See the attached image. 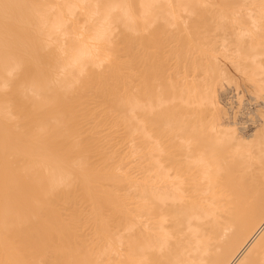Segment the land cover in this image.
Instances as JSON below:
<instances>
[{
    "label": "bare ground",
    "instance_id": "obj_1",
    "mask_svg": "<svg viewBox=\"0 0 264 264\" xmlns=\"http://www.w3.org/2000/svg\"><path fill=\"white\" fill-rule=\"evenodd\" d=\"M0 264H264V0H0Z\"/></svg>",
    "mask_w": 264,
    "mask_h": 264
},
{
    "label": "rangeland",
    "instance_id": "obj_2",
    "mask_svg": "<svg viewBox=\"0 0 264 264\" xmlns=\"http://www.w3.org/2000/svg\"><path fill=\"white\" fill-rule=\"evenodd\" d=\"M226 66H227V68L229 69V71L233 74V75H236L235 74V71L232 69V67L229 65V64H227V63H225L223 60H221ZM239 82H238V84H239V89H240V91H242L243 90V86H241V84L243 85V83H242V80H238ZM227 90V92L225 93H223L222 94V96H221V98L219 97V102H221L220 103V109L223 107V105L224 104H226V107H230V104L233 102V100L231 99V97L234 95V93L236 92L235 90H234V88L232 89V87L229 89L228 87H226V89H225V91ZM220 92V91H219ZM244 94V99H245V101H246V103L247 104H245L248 108H249V110H246V112L247 111H250V110H252L253 111V109H254V107L255 108H258V105L257 104H255V102H250L249 101V99H248V96L246 95V93H243ZM255 104V106L253 105L252 106V104ZM233 105H234V102L232 103ZM250 105V106H249ZM257 105V106H256ZM246 108V107H245ZM248 108H246V109H248ZM251 108V109H250ZM236 109V108H235ZM245 112V110H244V113H246ZM240 115V116H239ZM228 116H229V113H228ZM237 116H239V117H237ZM237 116L235 117V119L236 120H238L239 122H242V120L243 121H246V119H250V117H251V115H249V116H246L247 118L246 119H243V118H241V117H243L244 116V118H245V115H242L241 116V114H237ZM230 117H233V111H230ZM249 124V125H248ZM246 126L248 127L247 129V131H250L253 127H254V125L252 124V122L251 121H249V123L247 122V124H246Z\"/></svg>",
    "mask_w": 264,
    "mask_h": 264
}]
</instances>
